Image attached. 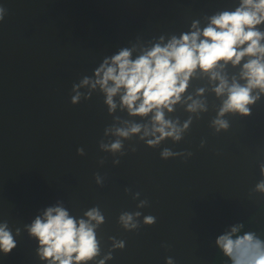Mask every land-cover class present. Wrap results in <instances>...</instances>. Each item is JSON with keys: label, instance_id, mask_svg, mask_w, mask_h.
<instances>
[{"label": "water", "instance_id": "water-1", "mask_svg": "<svg viewBox=\"0 0 264 264\" xmlns=\"http://www.w3.org/2000/svg\"><path fill=\"white\" fill-rule=\"evenodd\" d=\"M231 0H0V216L16 226L64 199L73 214L100 205L109 236L126 241L109 264H212L213 239L225 226L246 220L258 205L247 199L264 159V104L249 118H230L229 132L214 135L209 117L192 126L180 144L162 147L194 155L160 158L140 144L119 166L99 149L112 122L103 98L72 105V85L105 55L139 34L151 39L180 32L191 19L230 6ZM210 115H214L211 113ZM202 139L207 140L204 148ZM83 147L86 155L79 156ZM108 156L104 166L99 159ZM105 177L100 187L95 173ZM139 191L150 206L140 209L156 224L126 232L122 211L138 210ZM143 217H141V223ZM168 244L170 247H162ZM35 242L25 233L0 264H39Z\"/></svg>", "mask_w": 264, "mask_h": 264}, {"label": "clouds", "instance_id": "clouds-1", "mask_svg": "<svg viewBox=\"0 0 264 264\" xmlns=\"http://www.w3.org/2000/svg\"><path fill=\"white\" fill-rule=\"evenodd\" d=\"M6 12L0 5V23ZM94 95L103 98L112 118L98 144L114 166L136 153L140 144L160 149L165 161L182 158L187 162L193 152L162 145L180 144L205 117L214 135L229 132L230 118H249L253 109L264 104V0H231L228 7L191 19L180 32L151 39L138 34L105 55L91 75L74 82L70 102L79 105ZM206 144L202 139L200 147ZM77 154L85 156V149L78 148ZM107 162V155L99 159L101 167ZM258 167L260 179L247 197L258 205L257 211L215 236L212 264H264V159ZM95 182L103 187L105 177L97 172ZM125 192L139 203L138 210L119 214L121 228L139 232L155 225V216L140 211L150 206L149 200L140 199L141 193L133 194L131 188ZM106 223L100 205L73 214L62 198L40 208L22 227L0 216V259L18 247L26 233L35 242L39 264H109L116 252L125 250L126 241L109 236L108 246L101 231ZM166 264L176 261L169 256Z\"/></svg>", "mask_w": 264, "mask_h": 264}]
</instances>
